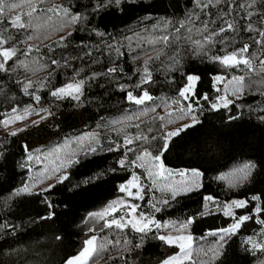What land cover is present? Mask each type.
I'll list each match as a JSON object with an SVG mask.
<instances>
[{"label": "trees", "instance_id": "obj_1", "mask_svg": "<svg viewBox=\"0 0 264 264\" xmlns=\"http://www.w3.org/2000/svg\"><path fill=\"white\" fill-rule=\"evenodd\" d=\"M15 2L20 6L10 13L6 9L8 16L28 13L33 6L36 11L32 13V28L16 30L5 25L3 36L11 38L1 46L17 51L8 61L7 71H0V264H66L93 235L97 247L103 244L104 251L99 257L93 254L90 264H161L180 249L158 238L169 231L193 236L191 257L177 264H264V250H253L245 242L248 237L256 241L264 238V225L257 222L264 220V212L254 214L257 203L264 209V67L260 65L264 48L254 43L260 39L257 33L229 32L231 46L216 44L202 53L183 40L171 45L157 43L163 35H176L174 26L198 11L194 0H120L118 4L102 0L103 7L99 6L101 0ZM238 2L244 4L246 0ZM262 4L264 0H257L255 9L248 8L257 28L264 14ZM223 7L209 11L217 13ZM233 8V16L244 15L242 8L235 4ZM64 9L80 14L82 19L70 23ZM22 18L27 20V16ZM29 35L33 39H27ZM244 44L253 45L246 54L252 61V71L243 65L225 68L211 59ZM145 50L147 55L143 54ZM89 52L92 55H87ZM137 53L140 58L133 59ZM158 54L159 59L149 63L151 81L137 87L143 62ZM53 59L59 63L52 65ZM113 66L123 72L103 75ZM93 73L98 75L90 79ZM190 74L199 79L195 95L186 101L179 97V90ZM217 74L224 75L218 85L214 80ZM240 77L244 78L243 89L233 94ZM80 79L85 83L79 100L50 95L52 89ZM28 81L40 96L39 102L24 93L22 84ZM119 85H125L126 91ZM127 91L133 95L147 91L153 99L136 105L126 99ZM224 93L232 103L228 108L213 110L210 105ZM204 96L209 99L204 100ZM30 107L45 108L57 117L32 133L41 136L47 131L52 135L27 149L18 134L13 136L4 128L13 108L20 112ZM61 111L67 114L61 115ZM80 111L87 115L81 123L75 117ZM193 117L199 122L168 138L170 129L191 125ZM137 136L147 139L123 144L125 138ZM145 149L152 155L137 160ZM69 152L75 153L71 158L76 161L70 166L65 160ZM156 155H161L172 171L171 176L157 177L158 187L153 189L146 169L138 165L146 162L155 170L158 161L152 157ZM120 159L125 160L124 167L118 164ZM134 160L136 165L132 164ZM244 164L253 166L251 172L235 186L218 179ZM193 170L200 173L195 178L198 186L181 191L194 179ZM180 172L186 175L181 177ZM135 173L145 186L143 200L119 191V186ZM65 175L67 179L59 182ZM50 185L54 186L50 191H42ZM165 185L176 187L175 198L159 190ZM25 186L29 191H19ZM252 194H258V202ZM207 196L214 202H207L205 207ZM233 198H247V207L236 208L234 216H226L223 206ZM165 199L168 204L163 203ZM116 200L139 204V209L161 227L151 224L153 228L145 233L131 226L122 231L114 226L102 229L105 219L89 214L102 212ZM152 205L160 211H154ZM49 213H53L51 218H44ZM243 214L253 218L221 241L219 230ZM189 218L192 223L181 227Z\"/></svg>", "mask_w": 264, "mask_h": 264}, {"label": "snow or ice", "instance_id": "obj_2", "mask_svg": "<svg viewBox=\"0 0 264 264\" xmlns=\"http://www.w3.org/2000/svg\"><path fill=\"white\" fill-rule=\"evenodd\" d=\"M111 3H119L120 0H110ZM194 4L196 6V9L198 11H194L189 13L185 19L179 21L177 25L174 26V32L176 35H172L170 38V35L166 34L159 38L157 43L163 44V45H171L174 44L176 41L183 40L185 41L189 46L192 47L193 50H199L202 53H206L211 49L213 45L220 44L225 47H229L232 44V39H229L227 37V33H239L241 31L244 32H256L257 35L260 37V39L255 40V44H259L261 48H264V14L261 15V26L260 27H254L253 23L251 21V17L253 15V12L248 11V8L251 7L255 9L257 7V0H246V3L241 4L238 2V0H227V3H225V0H194ZM224 5L223 8H220L217 13H212L209 11L213 7H217L219 5ZM236 5L237 8H242L244 10V15L240 17L233 16L232 13L235 11L233 8V5ZM20 5L15 2V0H0V46L7 43V40L11 37L5 38L3 36V32L5 30V25H9L11 28L16 30H27L29 28H32V13L36 11V8L33 6L31 11L25 14H17L15 16H8L6 13V9L8 10V13H10L12 10L16 9ZM103 7V2L101 0V4L99 5ZM260 7H264V4L260 5ZM52 11V9H49ZM64 14L69 17L70 23H78L82 17L80 14H70L68 9H64ZM23 16H27V20L23 19ZM231 17V19H229ZM247 20L248 23L245 24L243 21ZM71 35V33H69ZM98 35H103L102 33H98ZM27 39L31 40L33 39L32 35H29ZM64 37H61V40H64ZM252 44H244L243 47L236 49L235 51H232L231 53L225 54V55H213L211 59L215 62H218L225 68H232L237 67L240 65H243L246 69L249 71L253 70L252 61L246 54H248L249 49L252 47ZM111 47V46H109ZM31 46L28 47L27 51H31ZM155 50V49H153ZM16 49L15 48H5L0 47V71H7L6 65L10 59H12L16 55ZM144 55H147V50L144 51ZM87 55H92L91 52L87 53ZM140 53H137L133 59H139ZM155 59H159V54L155 57L149 56L148 60H145L143 62V76L141 77L140 83H138L136 86L140 87L142 83H148L151 81V71L149 69V63L151 61H154ZM175 62V60H174ZM59 62L55 59L51 60L52 65H57ZM260 65L264 67V59L260 61ZM123 72V69H119L118 66L109 67L106 69V72L103 73V75H119ZM98 74L93 73L92 77L90 79H95ZM199 77L195 75H188L186 77L187 83L184 87H182L179 90V97H181L184 100H190L191 96L195 95L194 91V85L195 82L198 81ZM220 76H216L214 80L216 82L221 81ZM235 79V78H234ZM243 77H240L236 80V87L233 89V94L240 93L243 89ZM85 81L83 79H80L79 81L67 83L64 86H61L59 88H54L50 91V95L53 98L56 99H64V98H72L74 100H79L80 96L83 94L82 89L84 87ZM23 91L26 95L31 96L35 101L39 102L40 96L36 95V91L34 89V85L31 81H28L27 83L22 84ZM121 91H126L125 85H119ZM31 90V91H30ZM219 91V89H218ZM126 99L130 102H133L136 105H143L146 101L152 100V96L149 95L147 91H143L142 95H133L131 91L126 92ZM204 100H208V96L203 97ZM217 103H212L210 107L213 110H218L219 108H228L229 104L232 103V101L227 100L225 97H217ZM40 111H44L47 113V115H51L50 112H47L46 109H41ZM188 111H192V104H188ZM12 112L15 113L16 109L13 108ZM46 116H41V119H46ZM235 117H230V119H234ZM17 120L23 119V117L17 116ZM193 117V123L191 125H185L183 129H177L174 132H171L168 134V136H176L180 131H183L184 129L194 126L196 123H198ZM38 123L37 121L33 122ZM139 127V125H136ZM16 132H12L11 135H16ZM134 139H147L142 137H134V138H125L123 144L125 146L131 145L133 143ZM26 147V146H25ZM164 148H167V144L164 145ZM91 151H94L95 149H90ZM119 150V148L115 149ZM59 151V149H57ZM128 151H132V149L129 147ZM75 155L74 152H69L65 156L66 163L70 166L72 163L76 162L71 157ZM152 154L145 150H142L140 155L137 156V160L144 161L146 157L151 156ZM29 160H32V157H28ZM37 160H39V157H36ZM153 161H160V156L156 155L152 157ZM118 164L121 167L125 166V160L120 159L118 161ZM133 165H136V161H132ZM141 168H145L147 171L148 178L151 179L152 183L150 185L151 188L156 189L158 187L156 178L157 177H163V174L167 171L163 164L160 163L158 167L153 170L152 168H148L146 166V162H142L138 165ZM252 165L250 164H244L243 166L237 168L233 172H230L226 175H221L218 177L220 180H227L230 186H235V184L238 181H241L243 179H246L247 176L250 174ZM169 176H171V173H168ZM179 175L181 177L185 176L186 174L184 172H180ZM191 175L194 177V179L191 181L190 185L188 186H182L180 188L181 191L187 192L193 190L195 187H197V181L196 177L200 176V173L196 170H193ZM67 179V176H62L60 178L59 182H63V180ZM166 179V178H165ZM51 187H54L53 185H50L48 189H43L42 191H50ZM132 189H136L135 192L132 191ZM159 190L161 192L168 191L172 198H175L177 195V189L176 187H173L171 185H165L163 187H159ZM19 191H29V188L25 186V188L19 190ZM119 191L122 193H126L127 197H131L135 200H143L144 199V192H145V186L140 183V178L133 174L132 178L127 183H122L119 186ZM206 203L205 207H207V202H214V198L211 196H207L204 198ZM252 199H258V197H253ZM164 204H168L169 201L167 199L163 200ZM117 204H120L121 207L118 209ZM248 202L245 200H234L229 204H226L223 206L224 214L226 216H234V212L232 211L233 208H246ZM51 207V205H49ZM140 208L139 204L131 203V201H112L108 207L103 212L98 213H90L89 215L94 218L103 219L106 215H108L109 210L112 213L117 212L118 210L123 212V215L119 218L113 216L111 220L105 221V223L101 226V228H112L113 226L117 229H120L121 231L125 229L128 226H131L135 231L140 233H145L146 231H150V225L155 224V221L151 219L150 217H146L145 214L141 211L138 215V209ZM152 208L154 211H160V209L156 205H152ZM264 212V209H261L260 207H256L254 209V214L257 216ZM53 213H49L48 217L44 218H51ZM135 216V218H133ZM253 216L251 215H243L239 217H234V223L231 225L230 228L227 229H221L220 232V240L223 241L225 235L227 234H234L236 230L240 228L242 224H244L246 221L251 220ZM258 223L261 225H264V220H257ZM192 223V219L189 218L186 221V224H182L181 227H185L187 224ZM157 228L161 227L160 224H155ZM216 233H213L215 235ZM262 237H264V233H262ZM160 240H164L165 242L171 244L175 240L178 241H191V236H179V237H171V236H165L161 235L158 237ZM96 238L91 237L85 240V247L83 250L74 258H71L67 261V264H84L85 259L91 258L93 254H95L97 257L100 256V253L104 251V245L101 244L99 247H97ZM248 244H251L252 249L256 250L257 248L264 250V238L261 240H258L256 242H253L252 237H248L245 241ZM118 243V242H117ZM181 249H185V245H180ZM179 260V257L173 256L170 257L168 260L164 261V264H177V261Z\"/></svg>", "mask_w": 264, "mask_h": 264}, {"label": "rangeland", "instance_id": "obj_3", "mask_svg": "<svg viewBox=\"0 0 264 264\" xmlns=\"http://www.w3.org/2000/svg\"><path fill=\"white\" fill-rule=\"evenodd\" d=\"M0 47H1V46H0ZM0 59H2V58H0ZM190 75H195V74H190ZM195 76H197V75H195ZM216 76H220V77L222 78L220 82H216V81H215L216 85H218V84H220V83L224 80V75L217 74V75L214 76V78H215ZM196 82H197V81H196ZM196 82H195V85H196ZM195 85H194V89H195ZM220 97H225L227 100H231V98L229 97V95H226L225 93L222 94ZM217 102H218V101H216V102H214V103H217ZM41 109H45V108H38V109H35L34 107H30V108H27V109H25V110H23V111L15 112V113H13V114L7 116L6 119H5V128H4L5 131H7L8 133L16 132V133L18 134V136H19L21 142L23 143L24 146H26L25 148H27V149H32V148L38 146L40 143H42L44 140L48 139V138L52 135L51 133H49V132H47V131H43V135H41V136H37V135H33V134H32L33 132H39L40 129H41V127H42L44 124H52V123L54 122V120L56 119V117H57V114H56V113H51V115H47L46 112H44V111H40ZM47 112H48V111H47ZM60 114L64 116V115L67 114V112H66V111H61ZM17 116L23 117V119H19V120H17V119H16ZM41 116H46L47 118L42 120V119H41ZM75 117H76L77 121H78L79 123H81V122L87 117V115H86L85 113H83L82 111H80V112H78V113L75 115ZM34 121H37L38 123H35V124H34V123H33ZM185 125H188V123L183 124V126H181V127L172 128V129L169 130L168 133L174 132V131H176L177 129H181V128H183ZM170 137H171V136H168V138H170ZM159 156H160V161H158V165H159L160 163H162L163 166H164V168L167 170V171L163 174V176H165V175H167L169 172L172 171V168L169 167V166H167L166 164H164L163 159H162V156H161V155H159ZM135 175H137V176L140 178V183H142V182H141V176L138 175L137 173H135ZM131 178H132V177H131ZM131 178H130V179H131ZM130 179H128L127 181H125V182H123V183H127ZM132 191L135 192L136 189H132ZM251 197H252V198H253V197H258V199H254V200H255L256 202L259 201V196H258V194H252ZM234 200H245V201H248L247 198H233V199L227 201L226 204H229V203H231V202L234 201ZM116 201H117V200H116ZM124 201H125V200H124ZM226 204H225V205H226ZM120 207H121V205H120V204H117V208L119 209ZM256 207H260V204L257 203V204H256ZM105 209H106V208H105ZM105 209H104V210H105ZM104 210H103V211H104ZM235 210H236V208H233V209H232V211L234 212V214H235ZM103 211H102V212H103ZM139 212H141L140 209H138V212H137L136 215H138ZM142 212H143V211H142ZM143 213H144L145 216H146V213H145V212H143ZM122 215H123V212H121V211H119V210H118L117 212H115V213H112V212L109 210L108 215H106V216L104 217V219H105V221H108V220H111V219L113 218V216L119 218V217L122 216ZM243 215H248V214H243ZM243 215H240V216H243ZM146 217H149V216L147 215ZM133 218H135V216H134ZM233 223H234V222H233ZM233 223H232V224H233ZM232 224H230L229 226H227V227H225V228H222V229L230 228ZM150 228H153V227H150ZM220 230H221V229H220ZM162 235H165V236H171V237H173V238H175V237H179V236H191V237H192L191 241H178V240H175V239H174V242H173L172 244H176V245H179V246H180L181 244H184V245H185V249L182 250L181 247H180V249H179L176 253H174V254L168 256L164 261L168 260L170 257H173V256L179 257V260H178L177 262L184 261V260L189 259V258L191 257L192 244H193V236H192L191 233H189V232H181V231H174V232L169 231V232H165V233H163ZM91 237H95V235H93V236H91ZM91 237H90V238H91ZM95 238H96V237H95ZM252 239H253V242H256V239H255L254 237H252ZM95 242H96V241H95ZM82 250H83V249H82ZM82 250H81V251H82ZM78 254H79V253H78ZM78 254H77V255H78ZM77 255H75V256H73V257H71V258H74V257H76ZM71 258H70V259H71ZM89 260H90V258L85 259L84 264H90V261H89ZM164 261H163L161 264H164ZM66 264H67V262H66Z\"/></svg>", "mask_w": 264, "mask_h": 264}]
</instances>
